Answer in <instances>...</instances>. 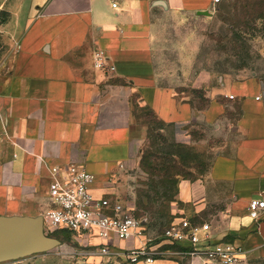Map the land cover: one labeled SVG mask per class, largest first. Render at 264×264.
Instances as JSON below:
<instances>
[{"label":"crops","instance_id":"obj_1","mask_svg":"<svg viewBox=\"0 0 264 264\" xmlns=\"http://www.w3.org/2000/svg\"><path fill=\"white\" fill-rule=\"evenodd\" d=\"M215 4L0 0V215L42 217L51 206L49 167L58 164L82 165L95 175V193L105 194L112 175L137 161L135 94L175 128L220 120L237 102L239 138L216 154L203 181L179 183L182 216L208 217L215 240L264 255V210L258 220L248 211L252 198H264V79L229 81L225 98L202 109L157 79L155 13L204 14ZM97 50L114 69L95 66Z\"/></svg>","mask_w":264,"mask_h":264},{"label":"rangeland","instance_id":"obj_2","mask_svg":"<svg viewBox=\"0 0 264 264\" xmlns=\"http://www.w3.org/2000/svg\"><path fill=\"white\" fill-rule=\"evenodd\" d=\"M155 17L159 20L153 56L158 82L175 88L179 97L195 107L207 103L203 98L223 100L221 90L229 81L251 76L264 79V0H221L205 14L158 11ZM131 103V112L138 120L133 123L137 161L112 175L105 194L120 198L135 215L147 218L145 233L150 243H155L165 227L184 214L179 183L203 181L216 154L228 151L238 140L234 123L239 105L234 103L220 120L198 119L175 128L162 121L137 94ZM146 152L158 168L156 174L140 166ZM162 166L165 169L159 170ZM168 170L170 180L163 175ZM177 171L182 174H174ZM209 220L205 217L201 222ZM52 235L60 242L49 251L0 264L120 263V258L113 262L69 231ZM169 254L154 264H190L177 250ZM241 264H264V255H248Z\"/></svg>","mask_w":264,"mask_h":264},{"label":"built area","instance_id":"obj_3","mask_svg":"<svg viewBox=\"0 0 264 264\" xmlns=\"http://www.w3.org/2000/svg\"><path fill=\"white\" fill-rule=\"evenodd\" d=\"M103 57L102 50L95 52V66L114 69V65L105 64ZM49 168L51 206L42 216L46 233L69 231L113 262L120 258L119 264H154L174 250L187 257L190 264H241L246 257L244 246L230 239L215 240L209 222H197L187 216L175 218L163 230L160 241L150 243L145 233L147 218L135 215L120 198L95 193L94 173L76 163ZM263 210L264 198L250 200L251 218L260 219ZM121 240L137 243L123 247L118 243Z\"/></svg>","mask_w":264,"mask_h":264},{"label":"water","instance_id":"obj_4","mask_svg":"<svg viewBox=\"0 0 264 264\" xmlns=\"http://www.w3.org/2000/svg\"><path fill=\"white\" fill-rule=\"evenodd\" d=\"M42 221L41 216L0 215V262L46 252L58 245L59 238L46 233Z\"/></svg>","mask_w":264,"mask_h":264},{"label":"trees","instance_id":"obj_5","mask_svg":"<svg viewBox=\"0 0 264 264\" xmlns=\"http://www.w3.org/2000/svg\"><path fill=\"white\" fill-rule=\"evenodd\" d=\"M205 101H207V103L209 102V100H206L205 98H203ZM202 99V100H203ZM206 103V102H205ZM205 103H202V105L201 106H197L198 108H205L206 106H207V103L205 104ZM151 111H152V109H151ZM140 166L144 169V171H146L147 173H150V174H156L157 172H156V170L158 169L157 168V166H154V165H152V158H151V155H150V157L147 155V152L146 153H144V155L142 156V159H141V161H140ZM161 169H165L164 168V166H162V167H160L159 168V170H161ZM181 171V170H180ZM180 171H177V172H174V174H176V175H179V174H182V172H180ZM159 173V172H158ZM164 177H166V179L167 180H170L171 178V175H172V173L168 170V171H166L164 174ZM144 195H146L147 197H150V195L148 194V193H145ZM169 200H171V199H169ZM138 216V215H137ZM147 223H148V221H147ZM56 232H54V233H48V234H55Z\"/></svg>","mask_w":264,"mask_h":264}]
</instances>
